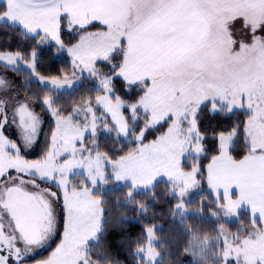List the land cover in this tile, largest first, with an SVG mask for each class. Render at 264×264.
Wrapping results in <instances>:
<instances>
[{"label": "snow or ice", "instance_id": "snow-or-ice-1", "mask_svg": "<svg viewBox=\"0 0 264 264\" xmlns=\"http://www.w3.org/2000/svg\"><path fill=\"white\" fill-rule=\"evenodd\" d=\"M33 2L6 0L0 19L19 21L29 33L40 34L38 44L49 43L46 37H52V42L61 49L73 50L64 48L63 40L57 38L56 21L60 19L68 21L64 30L69 34L73 28L103 30L89 33L87 40L79 37L73 48L84 65L82 70L95 73L97 62L107 63L112 69V75L101 81L109 104L115 81H120L125 93L132 95L143 73L145 84L151 86L143 91L156 93L162 86L157 81V71L169 64H183L182 79L170 86L178 115L187 113L193 103L209 106L214 116L222 114L218 108L222 104L227 110L223 113L225 118L231 117L233 111L246 109L249 115L241 130L251 141L250 151L264 159V142L258 143L264 140V0H43L49 7L42 13L51 26H46L43 20L28 22L25 14L35 11ZM114 7L126 8L129 16L135 10L134 23L121 30L112 13ZM213 24L218 25L226 38L231 67H224L223 53L219 50L211 56L212 68L207 65L209 57L195 56ZM237 24L248 35L247 41L237 39L234 33ZM27 56L28 60L19 50H0V64L15 70L18 62H23L43 84L53 88L68 86L60 77L39 74L35 50ZM110 58L121 63H109ZM62 76L66 81L67 74ZM5 83L0 77V85ZM209 89L214 90L212 95L207 94ZM6 90L7 87L0 89ZM54 103L48 97L40 100L54 125L47 152L41 159L46 121L37 113L35 104L26 99L0 98V264H87L78 251L74 232L69 230L73 208L66 191H71V186H65L57 178L62 173L56 166V160L73 154L77 144L82 145V136L71 132L70 120L58 119L60 110L52 107ZM125 109L127 105L121 106V110ZM235 134L236 129H232L220 133V138L229 140ZM37 154L38 158H28ZM49 167L51 174L42 171ZM33 176L36 180L31 179ZM45 183L59 188V195L50 188L42 191ZM20 193L37 207L35 215L20 213L14 196ZM53 200L60 205L58 220ZM73 219L75 224L87 225L91 214L84 218L77 214ZM49 249L53 250L46 258L36 259ZM70 253L74 260L69 259Z\"/></svg>", "mask_w": 264, "mask_h": 264}, {"label": "rangeland", "instance_id": "rangeland-1", "mask_svg": "<svg viewBox=\"0 0 264 264\" xmlns=\"http://www.w3.org/2000/svg\"><path fill=\"white\" fill-rule=\"evenodd\" d=\"M55 2V0H53ZM5 6V3L0 1ZM4 6L0 8V12L4 10ZM49 5L43 0H34L32 8L33 12L26 13L29 23L35 24L43 20L46 26L47 17L42 13L43 9ZM115 22L120 25L121 30L129 24L134 23L136 11L131 12L129 16L126 8L114 7L112 9ZM59 22V23H58ZM0 23H10L19 26L24 32L31 34L23 27L19 21H10L7 17L0 19ZM56 35L61 38V27L68 26V21L60 19L56 21ZM100 27V25H97ZM81 31L79 28H73L72 32ZM103 32L102 29L89 28L82 31L79 37L89 38V33L95 34ZM237 39L248 40V35L241 30V26L237 24L234 29ZM41 39L40 34H36ZM50 42L43 44L54 50L55 56H67L72 64L71 71H63L67 74L65 81L62 73L59 75H44L43 77H60L62 83L68 86L61 88H53L49 84H43L28 68L27 64L18 62L15 70L0 64V77L5 80V85H0V89L7 87L6 91H0V98L11 100H27L31 104H35L37 113L45 120V114L37 109L36 103L24 92L19 89L17 82V73L26 74V80L34 79L42 86L49 88L51 94L48 98L56 100L61 95H66L75 91L85 79H95L94 85L99 89V93L94 98H88L81 103L74 105L68 113H59L58 119L70 120L71 132L82 136V145L77 144L73 154L56 160V166L61 171V175L57 177L65 186H71V191H66L69 203L72 205L73 213L69 220V230L74 232V240L76 242L79 253L87 261V264H100L91 259L89 250L92 242H96L99 234L103 230L104 221V205L103 193L116 187H130L129 200L135 191L151 190L158 182L165 181L168 183L171 195L178 198L175 217L183 218L195 212L198 209L190 207V201L201 195L203 189L199 178L201 168V159L206 153V147L203 143V135L199 129L197 115L202 105H189V111L184 115H178L176 104L171 97V87L178 83L182 77L180 73L183 71V64H169L161 68L156 73L158 83L162 86L156 93L146 94L144 91L134 101H127L122 96L114 92L111 94V104L108 101V94L103 88L101 81L110 77L109 75H101L100 62H97L95 73L82 70L84 65L77 59L75 49L72 44H65L64 48L73 49L66 51L58 47L57 43L52 42V37H46ZM224 34L219 31L218 25L213 24L211 33L205 37L201 46L196 50L195 56L209 57L207 65L209 68L214 67V61L211 56L217 50L223 53L224 67H231V62L227 56V44L225 43ZM5 51V50H3ZM38 53V51H36ZM119 55V51L116 53ZM39 55V54H38ZM38 58V56H37ZM28 60V57L25 56ZM109 63L118 64L119 60L111 59ZM75 65V66H74ZM91 66V65H89ZM29 73V75H27ZM143 73L138 84L146 85L142 79ZM132 78H136L133 75ZM114 86V85H113ZM214 93L213 89L208 90V95ZM100 98L98 101L97 98ZM117 97L119 102H117ZM141 106H137V105ZM127 105V109L121 110V106ZM54 109H59L55 103L52 105ZM198 108V110H197ZM219 110L227 111L223 105H218ZM193 111L196 115L193 116ZM168 122L167 129L157 138L145 140V134L151 128ZM151 125V126H150ZM67 131V130H66ZM227 133V132H226ZM58 137L61 131L57 130ZM102 136H107L115 142L135 143L131 150L123 156L113 158L108 153L99 149ZM236 134L229 140L220 138V146L222 149L230 148L234 144ZM248 143L251 141L247 137ZM264 142L258 141V143ZM48 148V143L41 148V159L44 158ZM231 149V148H230ZM63 150L62 148L60 149ZM38 155L29 156V159L38 158ZM191 164L192 169H185V163ZM43 172L51 174L52 169L45 168ZM36 180V177H31ZM39 184V181H37ZM51 189L52 192L59 195L60 189L53 184L45 183L41 186V190ZM215 194L217 200L219 195L214 191L211 182L208 188ZM207 190V189H206ZM208 191V190H207ZM223 197V196H222ZM221 197V198H222ZM51 199V197H47ZM57 220L61 211L59 202L53 200ZM227 205L225 198L223 203L219 202L218 211H213L211 217L220 218L222 222L218 223L219 235L213 238L201 237L195 238L202 242L197 245L196 251L215 252L217 262L215 264H264V241L260 233L263 231V224L260 220L253 217L251 213L252 227L248 235L243 233L245 223L241 222L239 210H233ZM91 214V222L87 225L74 223V217L79 214L84 218ZM238 221L239 225L230 222ZM259 221L261 224H259ZM160 223L148 224L146 226L147 237L145 242L136 250V254L143 257L147 263L156 264L161 259V250L157 246L158 235L157 228ZM262 229V230H260ZM67 239V237H66ZM59 243V241H57ZM54 248V246H53ZM53 249L43 252L42 256L36 259L46 258ZM69 259H75L70 253ZM233 262V263H232ZM32 264V262H29Z\"/></svg>", "mask_w": 264, "mask_h": 264}, {"label": "trees", "instance_id": "trees-1", "mask_svg": "<svg viewBox=\"0 0 264 264\" xmlns=\"http://www.w3.org/2000/svg\"><path fill=\"white\" fill-rule=\"evenodd\" d=\"M4 6L0 4V8ZM64 24L61 27V38L65 44H72L80 36L79 32L69 34ZM39 36L30 35L24 32L19 26L10 23H0V50H19L27 56L31 50L38 51V72L44 75H59L63 71H71V61L67 56L57 57L50 47L38 44ZM28 57V56H27ZM101 75L112 74V69L107 63H99ZM29 75V73H27ZM19 89L30 96L36 103L37 109L45 114V139L41 142L40 150L48 143V137L53 131V121L46 111L40 106V100L48 97L52 91L42 86L34 79L26 80V74L17 73ZM95 79L85 81L73 92L59 96L55 105L60 112L68 113L74 105L94 98L99 89L94 85ZM143 84H136L133 87V94L127 95L124 85L120 81L114 82L115 93L127 101L136 100L143 92ZM221 115H211L209 106L202 105L197 115L199 129L203 135V143L206 153L200 163L199 178L203 192L201 195L190 201V207L198 209V212L183 218L175 217L178 198L171 195L167 182H158L151 190L135 191L129 200L130 187H116L104 192V221L103 230L96 242L91 243L89 256L100 264H150L136 254L147 237L146 226L148 224L160 223L157 228V246L162 251L161 259L156 264H215L217 261L215 252L196 251L199 240L195 238H213L219 235L218 223L220 218H213V211H218L219 202L223 203V197L216 199L215 194L210 191L209 163L212 158L221 151L220 133L236 129L234 144L230 153L235 159H242L251 151L246 134L241 126L248 118L246 109L233 111L231 117L225 118L224 110ZM168 122H164L155 128H151L145 134V140L157 138L163 133ZM135 143L115 142L107 136H102L99 149L108 153L111 157L117 158L128 153ZM185 169H192L191 164L186 162ZM208 191H207V190ZM222 197V198H221ZM241 222L245 223L243 233L249 234L252 227V217L249 209H241L239 212ZM239 225L238 221L230 222ZM259 224L261 222L259 221ZM233 263V262H232ZM235 264V263H233Z\"/></svg>", "mask_w": 264, "mask_h": 264}, {"label": "crops", "instance_id": "crops-1", "mask_svg": "<svg viewBox=\"0 0 264 264\" xmlns=\"http://www.w3.org/2000/svg\"><path fill=\"white\" fill-rule=\"evenodd\" d=\"M230 148H221L211 160V185L231 209H249L253 217L262 222L263 230H260L263 232L260 234L264 241V159L252 152L242 159H235Z\"/></svg>", "mask_w": 264, "mask_h": 264}, {"label": "flooded vegetation", "instance_id": "flooded-vegetation-1", "mask_svg": "<svg viewBox=\"0 0 264 264\" xmlns=\"http://www.w3.org/2000/svg\"><path fill=\"white\" fill-rule=\"evenodd\" d=\"M14 196L16 197L17 206L22 215L32 216L36 214L37 207L31 201H29L26 196H24L22 193L14 194Z\"/></svg>", "mask_w": 264, "mask_h": 264}]
</instances>
